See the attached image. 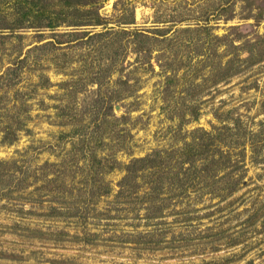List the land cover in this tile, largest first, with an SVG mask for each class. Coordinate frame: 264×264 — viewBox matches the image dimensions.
Wrapping results in <instances>:
<instances>
[{
	"label": "rangeland",
	"instance_id": "obj_1",
	"mask_svg": "<svg viewBox=\"0 0 264 264\" xmlns=\"http://www.w3.org/2000/svg\"><path fill=\"white\" fill-rule=\"evenodd\" d=\"M99 11L107 26L90 34L102 38L0 32V264H264V0ZM96 127L99 172L87 177L94 149L79 152L76 130ZM188 143L222 168L172 188ZM148 155L164 168L160 194L148 168L125 178Z\"/></svg>",
	"mask_w": 264,
	"mask_h": 264
},
{
	"label": "trees",
	"instance_id": "obj_2",
	"mask_svg": "<svg viewBox=\"0 0 264 264\" xmlns=\"http://www.w3.org/2000/svg\"><path fill=\"white\" fill-rule=\"evenodd\" d=\"M102 3L103 0H0V32L15 33L16 31L23 29L55 30L61 26H68L74 30L67 32V35L69 36L74 35L76 38H79L88 35L90 39L102 38L106 32L90 34L93 29L98 28L99 26H102L103 28L107 26V21L99 11ZM57 35L59 34L55 33V36ZM113 38L106 41H108V43L112 42L114 41ZM147 38H149L147 34L139 31L135 32V39L140 45H147L149 41ZM255 44L259 43L251 44L254 50ZM140 48H142V46H140ZM108 49L110 50V48ZM248 52L249 54H252V49ZM107 55L112 59L111 61L115 60L113 59L115 57V51H109L107 52ZM21 62H23V59ZM97 101L100 102V96L93 102L95 107L98 105ZM105 123L106 122L103 124ZM103 124L101 123L99 126L102 127ZM77 131L80 135L76 136L75 139L77 140L75 145L79 148V152L84 151L85 153L86 148L94 149L95 145H97L96 143L101 141V131L97 127L92 131H88L85 128L78 129L76 132ZM3 132V140L6 143L15 142L16 129H13L11 124L5 126ZM90 143L95 144L91 147L89 145ZM197 147L196 143H188L183 148L181 154L184 155V159L182 162L187 163V166H184L185 168H183L182 174L181 172H175L172 174L169 182V186H172V188L176 187L181 189L185 186H189V184H192L197 177H203L204 174L208 176V179H213L217 176L215 175V172L217 173L222 168V163L219 159L220 157L210 155L209 153L204 155L202 152H195ZM198 153L201 156H198ZM97 157L95 149L90 150V152L86 154L85 167L87 170L84 173L87 177L92 173L99 172L95 170ZM65 162L66 160L64 159L62 162L63 165ZM161 163V161L158 162L157 158L152 155L133 158L132 161L125 166L127 172L125 178L133 177V179H135L137 176L134 173L135 170L148 168L151 170V177L149 176L148 181L151 191L154 194H160L166 179L164 168H161L160 166ZM63 165H59L58 168L60 169ZM59 169L55 170L56 173L62 172ZM101 186V184L93 186V184L90 183L88 193H93L92 195H100L102 193L108 194L109 189L105 188L106 190H101ZM94 187H96L95 190ZM65 190L63 189L61 191L67 192V190ZM223 192H225L224 188ZM151 203H154V201Z\"/></svg>",
	"mask_w": 264,
	"mask_h": 264
}]
</instances>
